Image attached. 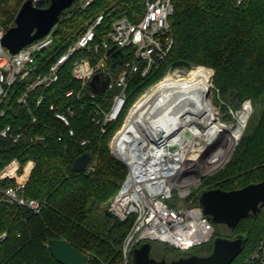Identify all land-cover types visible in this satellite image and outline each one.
<instances>
[{
  "label": "trees",
  "instance_id": "trees-1",
  "mask_svg": "<svg viewBox=\"0 0 264 264\" xmlns=\"http://www.w3.org/2000/svg\"><path fill=\"white\" fill-rule=\"evenodd\" d=\"M25 1L0 0V26H12ZM81 1L76 0V9L64 14L52 29L53 47L41 57L44 70L83 35L97 17L103 16L96 30L99 42L114 21L127 18L133 23L139 22L144 16L147 0H95L86 8L79 6ZM172 2L174 13L170 26L174 45L152 79L164 74L169 65L186 69L204 66L214 71V89L224 108L238 110L250 100L261 109L259 120L243 132L229 161L214 174L203 178L199 185L206 184L207 190L231 191L260 183L264 181V0ZM114 69L119 71V64L114 65ZM194 72L211 82V71L198 69ZM71 73L72 61L63 67L57 83L46 90L37 89L30 96L27 108L16 103L25 91L26 82H17L10 91L8 104L11 108L6 117L0 119V131L11 124L16 132L22 133V138L15 143L0 137V171L15 159L22 165L33 161L35 166L20 194L37 200L41 211L35 214L8 202L4 191L16 184L10 180L0 181V264H60L50 252L51 242L58 239L69 242L79 253L88 256L89 264L122 262V247L133 218L119 222L108 212L127 174L126 166L113 157L109 141L124 120L130 104L152 79L142 83L139 74L132 78L127 89V107L119 121L102 135L94 121V106L86 96L77 99L81 85ZM70 91L74 94L67 96ZM104 92L100 93L99 101L108 99ZM40 96L43 101L37 106ZM51 105L55 111L50 110ZM68 108L74 113L68 115L69 125H66L56 114L66 112ZM33 117L36 122H32ZM38 135L46 137L47 147L34 144L28 148L29 138ZM83 141H86L85 145L81 144ZM84 154H89L95 163L92 173L74 169L75 160ZM31 167L32 163L27 172ZM217 174L219 181L212 183ZM224 182L232 186L224 188ZM202 193L192 192L190 198L194 197L195 204L199 205ZM229 230L237 231L236 236L247 237L242 253L233 263L244 264L264 236V205L256 215H249L235 229ZM218 236L223 237L216 233L215 238ZM150 244L153 251V243ZM212 246L213 243L195 249L190 255L200 256L198 253L206 249L201 256H207L212 252ZM169 249L178 254L177 259L189 255Z\"/></svg>",
  "mask_w": 264,
  "mask_h": 264
},
{
  "label": "built area",
  "instance_id": "built-area-1",
  "mask_svg": "<svg viewBox=\"0 0 264 264\" xmlns=\"http://www.w3.org/2000/svg\"><path fill=\"white\" fill-rule=\"evenodd\" d=\"M31 1L34 7L40 6L44 1L50 2ZM94 1L82 0L79 6L86 8ZM241 1L239 0V3ZM173 13L172 0H147L144 16L139 22L133 23L127 18L118 19L97 42L96 30L103 21L101 15L45 70L41 57L53 47V30L13 55L4 49L1 43L8 28L0 26V119L5 118L10 111L9 95L17 82H26V86L16 103L27 108L30 96L37 89L46 90L57 83L63 67L72 61V77L81 85L76 97L78 100L87 97L95 108V124L100 127L102 135L107 134L109 126L119 121L128 105L127 89L132 78L139 74L142 83L150 82L171 52L174 37L170 18ZM112 48L114 50L109 53ZM79 53L85 54L78 56ZM114 54L124 55L125 59L123 61L113 59ZM116 64L120 66L119 71L114 69ZM200 68L212 72V89L214 77L212 69L194 66L185 69V76L175 73L176 71H168L161 80L145 88L130 104L124 120L109 141L113 157L126 166L127 174L111 201L108 212L119 222L133 218L123 243L121 264H131L134 250L142 243H160L179 253L189 254L188 257L192 251L213 243L215 239L214 223L204 215L200 206L184 204L191 197L192 189L211 172H199L192 165L181 162L175 144L148 145L142 135L126 139L119 137L131 118L140 119V116L146 113L145 110L156 102V92L170 74L187 77L189 73ZM99 75L109 78V84L104 92L109 97L105 101H99L100 93H95L90 87V82ZM85 90L88 91L87 94ZM73 94L70 91L67 96ZM42 101L43 96H40L36 102L37 106ZM50 110L55 111V107L51 105ZM73 113L68 108L66 112L57 113L56 116L69 125L68 115ZM36 121L37 119L33 117L32 122ZM70 134L73 135V132L70 131ZM0 137L16 143L22 138V133L16 132L13 125L8 124L1 129ZM28 143V148L34 144L47 147L46 137L43 135L30 137ZM81 144L85 145L86 141ZM30 163L32 167L27 172ZM34 166L33 161L22 165L15 159L2 168L0 181L10 180L16 184L15 187L4 191L8 202L38 214L41 211V204L20 194ZM94 171L95 163L92 161L86 173ZM244 264H264V236Z\"/></svg>",
  "mask_w": 264,
  "mask_h": 264
},
{
  "label": "water",
  "instance_id": "water-1",
  "mask_svg": "<svg viewBox=\"0 0 264 264\" xmlns=\"http://www.w3.org/2000/svg\"><path fill=\"white\" fill-rule=\"evenodd\" d=\"M76 0H50L48 7H34L26 0L18 11L12 26L2 38V46L11 54H17L23 48L37 41L58 24L64 14L76 9ZM114 50L112 48L109 53ZM113 59L123 61L125 56L113 55ZM118 60V62H119ZM109 78L96 76L91 82V90L102 93L107 89ZM92 163V157L84 154L74 162V169L84 172ZM264 205V181L247 185L241 189L223 191L210 189L199 198V206L214 224L235 229L241 220L256 215ZM247 237L238 235L233 239L217 237L213 241L212 252L207 256L191 255L168 262L152 256V245L142 243L132 255L131 264H233L242 253ZM53 258L60 264H89L88 256L79 253L65 240H53L50 244Z\"/></svg>",
  "mask_w": 264,
  "mask_h": 264
},
{
  "label": "bare ground",
  "instance_id": "bare-ground-1",
  "mask_svg": "<svg viewBox=\"0 0 264 264\" xmlns=\"http://www.w3.org/2000/svg\"><path fill=\"white\" fill-rule=\"evenodd\" d=\"M210 92L211 84L199 74L183 79L170 74L159 86L156 102L140 119L131 118L120 139L142 135L148 145L175 144L181 162L213 172L231 156L240 132L220 123ZM209 147L210 154L203 158Z\"/></svg>",
  "mask_w": 264,
  "mask_h": 264
},
{
  "label": "rangeland",
  "instance_id": "rangeland-1",
  "mask_svg": "<svg viewBox=\"0 0 264 264\" xmlns=\"http://www.w3.org/2000/svg\"><path fill=\"white\" fill-rule=\"evenodd\" d=\"M23 3L21 4V6L23 5ZM48 5H49V1H44L38 7L39 8H46V7H48ZM185 69L186 68H182V67H178L177 68V67H172V66L169 65L167 67V70L165 71V73L162 74V75H160V76H158L157 78L152 79L151 82H150V84L155 83V82L161 80L165 76V74L168 71H170V70L171 71H176L175 73L181 74V75L185 76L186 75V70ZM192 73L198 74L197 72H192ZM192 73H189L187 77H189L190 75H192ZM171 77H173V79H183V78H187V77L175 76L174 74H173V76L171 74ZM207 81H209V80H207ZM210 84H211V82H210ZM210 99L213 102L212 103L213 106L218 111V118L220 120V123L223 126H225V127H229L231 129H233V131H235V132H240L239 139H238V141H237V143H236V145L234 146V149H233V151H234L235 148H236V146H237V144H238V142H239V140H240V138H241V135L243 134V132L245 130L247 132V130L250 129L251 125L252 124L253 125L256 124L257 121L259 120V118H260V112H261L260 106L255 105L252 101L249 100V101H246L245 103H243L238 110H234L231 107H229V108L227 107L226 108V106L224 108L223 103H221L218 100V96H217V94L215 92L214 85H213V87L211 89V92H210ZM199 128H202V126H199ZM233 151H232V153H233ZM210 152H211V147H209L208 149L206 148V150L203 152L204 155H205V157H203V158H206V156H208V154H210ZM232 153H231V155H232ZM230 158H231V156L228 158V161H229ZM225 163H227V161ZM225 163H223V165ZM223 165H221L219 168H217L213 172L208 173V175L214 174ZM203 175L205 176V173H203ZM213 177L210 178V179L213 178L212 183H216L217 181H219V178L220 177H219L218 174L217 175H214ZM205 185L203 187H200V185H198L197 187H194L192 189L193 190V193H197L198 191L199 192L201 191V193H202L203 191L207 190L206 187H205ZM223 186H224V188H228V187L232 186V184H230L228 182L227 183L224 182ZM193 198H189L188 199V202L186 200V202H187L188 205L195 204V201H194ZM214 227L216 229V233L220 234V236H223L224 238L233 239V237H235L238 234L237 231L233 233L232 231H230L229 229H227L224 225H216V224H214ZM153 246L154 247H153L152 255H153L154 258H156L158 260H161L162 258H165V260H167L168 262H170V261H172L174 259H177L178 254L175 253V252H172L169 248L164 247L162 244L153 242ZM205 250L206 249L201 250L198 254H200V256H201V254L203 255L204 252H205Z\"/></svg>",
  "mask_w": 264,
  "mask_h": 264
},
{
  "label": "flooded vegetation",
  "instance_id": "flooded-vegetation-1",
  "mask_svg": "<svg viewBox=\"0 0 264 264\" xmlns=\"http://www.w3.org/2000/svg\"><path fill=\"white\" fill-rule=\"evenodd\" d=\"M194 255H196V254H194Z\"/></svg>",
  "mask_w": 264,
  "mask_h": 264
}]
</instances>
